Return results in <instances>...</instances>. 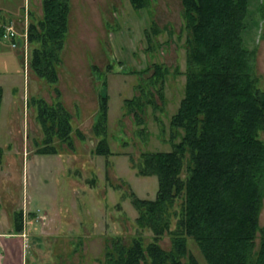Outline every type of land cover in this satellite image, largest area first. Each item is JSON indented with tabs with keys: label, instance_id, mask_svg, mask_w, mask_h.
<instances>
[{
	"label": "rangeland",
	"instance_id": "374dc122",
	"mask_svg": "<svg viewBox=\"0 0 264 264\" xmlns=\"http://www.w3.org/2000/svg\"><path fill=\"white\" fill-rule=\"evenodd\" d=\"M181 8V0H152L139 9L129 0H69L58 80L49 83L29 68L25 38L29 21L41 15V0H0V25L9 35L0 37V229L14 228L21 211L20 264H102L111 235L128 241L135 233L136 210L126 194L132 190L153 198L157 178L137 174L131 159L144 150L171 148L169 119L184 93ZM151 20L161 31L154 37L159 45L147 50L144 28ZM245 24L243 43L256 48L255 71L264 88V0H249ZM152 61L165 63L171 72L163 99L155 97L159 107L147 105L143 122L136 123L123 100L138 93L137 84L151 69L138 71ZM104 92L108 155L95 152L100 135L93 131ZM32 96L48 102L59 97L71 112L73 130L82 131L84 139L72 130V147L55 138L57 152H36L42 131L28 103ZM259 221L264 223V204ZM150 239L145 232L144 242ZM159 242L169 248L170 236L165 233ZM187 246L207 264L189 236Z\"/></svg>",
	"mask_w": 264,
	"mask_h": 264
},
{
	"label": "trees",
	"instance_id": "16d2710c",
	"mask_svg": "<svg viewBox=\"0 0 264 264\" xmlns=\"http://www.w3.org/2000/svg\"><path fill=\"white\" fill-rule=\"evenodd\" d=\"M129 1L139 9L150 7L152 0ZM181 4L185 83L169 119L171 148L144 150L131 159L137 174L156 176V194L148 198L128 191L136 210L135 233L128 241L111 235L102 264H200L188 250V236L207 264H264V223L259 221L264 204V88L255 71L256 48L243 43L249 0ZM68 18L69 0H41V15L26 28L29 68L49 83L58 80ZM160 31L153 20L144 28L147 50L159 45L154 37ZM3 32L0 25L5 39ZM149 69L137 84L138 93L123 100L136 123L143 122L147 105L159 107L155 97L163 99L171 72L165 63L152 61L138 73ZM2 93L0 85V104ZM106 98L105 92L100 94L93 122L94 133L100 135L95 152L103 155L112 153L106 139ZM28 103L35 107L42 131L36 152H57L55 138L73 146L72 115L59 97L48 102L32 96ZM73 131L84 139L82 131ZM20 212L15 229L21 227ZM145 232L151 236L147 242ZM165 233L169 248L159 242Z\"/></svg>",
	"mask_w": 264,
	"mask_h": 264
},
{
	"label": "crops",
	"instance_id": "0c3cea01",
	"mask_svg": "<svg viewBox=\"0 0 264 264\" xmlns=\"http://www.w3.org/2000/svg\"><path fill=\"white\" fill-rule=\"evenodd\" d=\"M24 233L23 226L18 229L10 226L7 229H0V264H20Z\"/></svg>",
	"mask_w": 264,
	"mask_h": 264
},
{
	"label": "built area",
	"instance_id": "2783aa9c",
	"mask_svg": "<svg viewBox=\"0 0 264 264\" xmlns=\"http://www.w3.org/2000/svg\"><path fill=\"white\" fill-rule=\"evenodd\" d=\"M8 32H10L11 34H13V32H12V30H11V26L8 27ZM3 36H4L5 38H7L9 35H7V33L3 32ZM12 44H13V43H12Z\"/></svg>",
	"mask_w": 264,
	"mask_h": 264
}]
</instances>
